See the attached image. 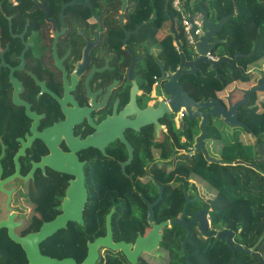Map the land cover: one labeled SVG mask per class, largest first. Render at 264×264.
Returning <instances> with one entry per match:
<instances>
[{"label":"flooded vegetation","instance_id":"1","mask_svg":"<svg viewBox=\"0 0 264 264\" xmlns=\"http://www.w3.org/2000/svg\"><path fill=\"white\" fill-rule=\"evenodd\" d=\"M116 6L119 7L117 10ZM125 6L126 0H5L4 3L0 0V264H29V246L36 247L42 257L70 258L76 262L72 257L59 256V248L71 237L68 232L70 224L75 222H67L65 228L57 229L40 242L30 241L44 224L62 214L66 191L70 182L75 180L73 175L62 171L72 170L67 156L74 157L80 164L86 189L84 208L90 198L89 190L101 187L93 178V174L99 171L108 178L114 174L111 182L126 185L130 190L128 199L134 195L145 204L146 223L136 216L127 219L122 235L118 240L112 235L113 241H125L126 227L131 221L141 227L134 242L138 236H145L151 230L149 204H153L152 222L166 221L157 222L154 212L162 200L166 201L170 196L168 190L173 180L157 181L153 168L172 171L176 159L183 155L196 156L197 162L203 160L206 176L211 174L210 165H222L218 162L223 150L218 153L204 145L211 162L201 151L194 152L195 139L201 134L200 117L190 121L184 109H181L177 125L171 112L156 117L158 104L168 105L169 96L162 92L160 85L154 87V82L150 85L143 82L141 68L146 63L149 66L160 63L155 45L167 49L164 42L167 37L158 38L159 29L146 47L138 38L139 25L132 29L123 26ZM111 23L118 29L116 40L108 32ZM167 32L173 37L170 22ZM237 57L231 59L232 68L236 69L232 73L233 81L236 80L234 74H247L237 64ZM222 64L217 67V72L223 69ZM225 66L231 75L228 65ZM201 69L205 75L215 77L210 65H201ZM236 86L245 88L240 80ZM226 94L220 99L224 106L227 104ZM240 98L241 95L234 91L232 104ZM238 113L237 120L248 129L230 127L209 117L206 134L211 120L214 129L223 132V126L232 129V146L229 147H239L233 145L238 137L237 129L242 130L239 134L242 137L252 133L238 119ZM171 120L174 127L181 130L188 128L187 121L197 123L198 135L187 149L167 151L172 145L168 131ZM204 137L203 144L207 143ZM87 139L90 145L76 146ZM180 142H186L184 135ZM246 163L257 169L252 161ZM107 187L109 185L103 184L102 188ZM196 192L187 194L182 189L183 199L184 193L190 200L196 198L193 202L204 199L200 191ZM119 201L120 198L113 202L103 217V236L107 216L110 215L111 227L113 214L125 202L117 207ZM192 215L185 214V219L189 220ZM167 229L160 231L162 240ZM192 229L196 237L206 239L198 231V226L191 228V236ZM64 233L69 234L56 240ZM92 241L87 240L86 245ZM72 246L75 247L74 243ZM105 250H98L99 257Z\"/></svg>","mask_w":264,"mask_h":264},{"label":"trees","instance_id":"2","mask_svg":"<svg viewBox=\"0 0 264 264\" xmlns=\"http://www.w3.org/2000/svg\"><path fill=\"white\" fill-rule=\"evenodd\" d=\"M4 1L2 0V3ZM171 1L126 0L123 26L126 29H132L139 25L138 38L147 47L161 25L168 20L166 10L170 15H173ZM184 3L188 10H199L196 0H184ZM234 5L238 10L236 14H234ZM200 7L210 19L213 16H216L217 19L229 16L223 26L226 32V41L215 46L211 52L216 53L220 58L230 60L236 54L240 55L237 57V64L246 73H251L239 80L245 88L251 86L252 81L257 78L255 71H260L261 67L264 66V0H201ZM118 8L116 6L115 10ZM117 31V27L111 23L108 32L114 40L117 39ZM172 38L168 36L165 39L167 49L155 45L157 59L162 64L163 69L169 73L175 72L180 63L179 53L176 52L171 43ZM158 40H156L157 43ZM180 43L184 58L190 60L191 48L182 42ZM222 65L224 67L222 70H218V79L212 74H183L179 83L183 90L196 102L213 98L222 99L227 91L232 89L233 83L227 67L225 64ZM141 76L142 81L150 85L154 82V77L159 76V69L157 66H149L146 63L141 68ZM234 78H237L236 74H234ZM238 119L244 122L249 129L254 125L256 132L254 136L244 135L242 137L238 134L233 145L239 146L256 166L264 167V110L260 113L242 110L238 113ZM187 124L188 128L181 130L174 127L172 120L168 122V131L172 139V145L167 148L168 152H174L175 148L187 149L193 143L194 138L198 135L197 123L187 121ZM182 135L186 138L184 143L180 142ZM231 136L232 134L228 135L222 130L214 129L210 120L207 134L204 137L207 143L204 145L205 147L209 145L218 153H222L225 147L232 146ZM196 162V156L183 155L180 159H176L172 171L158 167L153 168L157 181L163 183L170 179L173 180L171 189L168 190L170 196L166 201L162 200L161 205L154 212L156 221L177 218L184 203L182 189L187 194H191V192H196L200 186V194L204 199L188 204L186 216H191L197 209L209 208L212 230H229L233 233L235 244L247 249L253 248V250L251 253L236 251L232 255L224 241L214 237L209 238L207 243L202 246L195 235V230L192 229V236L186 244L189 264H260L255 254H259L264 261V174L258 166L255 170L242 165H220L218 166L219 179H217L219 186H216L210 181V173L206 176L203 170H195ZM93 178L101 187L89 190L90 198L83 212L84 225L70 224L68 232H71V237L63 242L62 248H59L60 258L72 257L77 263L83 261L87 250L86 241H92L104 235L103 217L118 198L120 201L117 207L125 202L111 219V230L115 240H118L122 235L127 219L136 216L141 219L143 224L146 223L147 208L145 204L134 195L128 199L127 195H129L130 190L126 185L112 183L111 178L106 177L101 171L93 174ZM103 184L109 185V187L102 188ZM141 192L146 194L144 191ZM222 193L225 194V201L220 202L217 197L221 196ZM215 198H217L216 201ZM68 234H61L56 237V240H61ZM186 235V231L182 227L171 226L166 230L163 240L154 251L149 254L142 253L139 256L138 264H186L181 249V243ZM73 243L75 247L72 246ZM118 253L105 250L95 264H128L124 256Z\"/></svg>","mask_w":264,"mask_h":264},{"label":"water","instance_id":"3","mask_svg":"<svg viewBox=\"0 0 264 264\" xmlns=\"http://www.w3.org/2000/svg\"><path fill=\"white\" fill-rule=\"evenodd\" d=\"M201 0H196V5L199 7V10L202 12L204 27V36L202 39L196 43V53L192 51L190 60H186L182 54H179L180 63L178 68L174 73L169 76L164 75L163 67L160 63H157L159 69V77L157 79L158 84L162 88V92L169 96L168 105L159 103L158 108L155 111L157 118H160L164 112H171L172 114L181 111L184 109L186 117L188 120L192 121L198 117L201 118L200 130L201 134L195 139L193 145L194 152L201 151L208 162L212 160L207 157L203 144V137L206 134V123L208 118H213L221 120L223 123L228 124L230 127L238 126L248 129L244 124L240 123L237 120V113L244 108L250 98L254 97L256 94L264 93V74L260 71H255L257 76L256 80L252 81V85L247 88H238L233 86L231 91H228L226 97L227 104L224 106L221 103L220 99H207L205 101L200 100L198 102L194 101L187 93L183 90L179 83V79L183 74H196L199 73L202 75L201 65H210L211 70L215 73V77L218 78L217 67L224 63L227 64L231 73L236 69L232 68V62L230 59L220 58L216 62L209 61L205 54L206 52L212 50L215 46L219 45L221 42L212 41L213 37L216 36L228 20L229 16L217 19L216 16L213 18H208L206 12L200 7ZM238 12L236 5H234V14ZM166 15L170 22V29L173 34V38L178 46L180 43L177 38V34L174 28L173 19H171L170 14L166 10ZM128 34H126L127 36ZM237 54L235 55V58ZM251 73V72H250ZM250 73L244 75L247 77ZM236 91L241 95V98L232 104L231 97L232 93ZM205 110V111H204ZM253 136V134H251ZM90 145L89 139L82 142L76 143L77 147H85ZM68 160L71 163L72 170H62L75 177L73 182H70V186L66 191V199L62 205V214L56 217L53 221L46 223L42 226L40 231L36 234H33L30 237V241L33 243L40 242L50 236L57 229L65 228L67 222H75L76 224L82 226V212L86 202V189L84 187L83 174L80 170V164L76 163V159L71 156H67ZM219 164L222 165H244L247 167H256L252 164L235 161L233 163H226L219 161ZM196 199V198H195ZM194 199V200H195ZM194 200H190L188 196L184 193V204L181 210V214L178 218L173 220H166L155 224L152 222V206L149 204V222L152 223L151 230L145 236H138L135 239L134 244H128L125 241H113L110 227V215L106 218V233L105 236L94 239L92 242H88L86 247V256L82 262L76 263L73 259L65 258L62 260L51 259L49 257H42L37 253L36 247L29 246L27 248V254L29 258V264H95L99 253L100 248L110 250L112 252H120L127 263L129 264H138V258L142 253H151L159 245L162 240V234L160 231L164 228H169L173 225L180 226L187 231L185 239L181 243V249L183 256L185 258L186 264H189V259L186 253V244L191 238V228L193 226H198V231L209 239L211 237L218 238L224 241V243L230 249L232 255L239 251L241 253H251L253 248L247 249L240 245H237L233 241V233L229 230H219L214 231L211 228L209 220V208H204L202 210L196 211L193 213L192 217L189 220L185 219L186 207L189 203ZM257 260L260 264H264V261L260 258L259 254H255Z\"/></svg>","mask_w":264,"mask_h":264},{"label":"rangeland","instance_id":"4","mask_svg":"<svg viewBox=\"0 0 264 264\" xmlns=\"http://www.w3.org/2000/svg\"><path fill=\"white\" fill-rule=\"evenodd\" d=\"M188 10V9H187ZM189 11H192V10H189ZM168 22L169 20L167 21V23L164 24L163 28H161V30L158 32V38H162L163 35L161 34H164L166 37H168V32H167V26H168ZM176 32L178 33V38H179V41H181V36H182V32H181V28L176 26ZM221 34H223V39H220L221 38ZM219 35L217 39L214 40V37L212 39V41H219V42H224L225 39H226V32H225V28L222 27L221 31L217 34ZM161 40V39H160ZM165 42V40H164ZM231 79H232V73H231ZM244 75L240 74L237 76L236 80L233 81L232 83V89H233V86H236L237 84V81H239L240 78H242ZM231 89V90H232ZM229 91V90H228ZM264 93H259L257 94L256 98L258 99V101L260 103H262V107L264 110V101H263V95ZM246 107V106H245ZM244 107V108H245ZM242 108V109H244ZM253 111H256V109H249L247 112H253ZM261 112V110L259 111ZM223 126V125H222ZM225 128V131L224 132H227L226 134H232V129L230 128H226L225 126H223ZM230 131V132H228ZM223 132V131H222ZM242 130L241 129H237L236 131V135L238 134H241ZM250 132L254 135L256 130L254 128V125H252V127L250 128ZM232 139V136L230 137V140ZM212 156L214 158H218V155L217 154H214L212 153ZM220 156V155H219ZM219 160L221 161H226V162H229V163H232L234 161H244V162H251V160L249 161V159L246 157V155L242 152V150L240 149V147H225L223 149V154L219 157ZM258 166V165H257ZM204 167H206L205 165V162L201 159L198 160L197 162V168L195 169L196 171H201L204 169ZM259 170L264 174V167L262 166H258ZM209 170L211 172V178H210V181L214 183V185L216 186H219V181L217 179H219V174H220V171L218 169V165L217 164H213V165H210L209 166ZM197 191L201 192V187L199 186V188L197 189ZM222 196V197H221ZM221 196H218V201L222 202V201H225V194L222 193ZM141 229L140 225L137 224L135 221H131L127 224V227H126V230L127 232L125 233V236H124V240L128 243H132L134 242V237L137 233H139V230ZM198 239L200 241V244L202 246H204L206 243H207V240L208 239H204L202 237H200L198 235Z\"/></svg>","mask_w":264,"mask_h":264},{"label":"built area","instance_id":"5","mask_svg":"<svg viewBox=\"0 0 264 264\" xmlns=\"http://www.w3.org/2000/svg\"><path fill=\"white\" fill-rule=\"evenodd\" d=\"M171 9L173 15L171 16L177 26L181 28L182 38L181 42L190 47L193 52L196 53V43L199 42L204 36L203 16L200 10L189 11L185 8L184 0H172ZM179 41V40H178ZM172 46L178 52L181 53L180 46H178L175 40L172 38ZM180 43V42H179ZM205 57L211 61L216 62L219 56L211 51L206 52ZM261 71L264 72V66L261 67ZM174 73V72H173ZM172 73L164 71L165 76H169ZM157 77H154V87L158 84ZM159 85V84H158ZM182 110L174 113V122L177 125L181 119Z\"/></svg>","mask_w":264,"mask_h":264},{"label":"crops","instance_id":"6","mask_svg":"<svg viewBox=\"0 0 264 264\" xmlns=\"http://www.w3.org/2000/svg\"><path fill=\"white\" fill-rule=\"evenodd\" d=\"M172 16V15H171ZM174 22V21H173ZM165 23H167V22H164L162 25H161V27H160V30H161V28H163V26H164V24ZM168 25H169V22H168ZM174 26H176L175 25V22H174ZM161 35H163V36H165L164 34H161ZM217 36V35H216ZM214 37V39L215 38H217V37ZM214 54H216V53H214ZM217 55V54H216ZM264 95V94H263ZM256 96H257V94L254 96V97H252V98H250V100H249V102H248V104L246 105V107L244 108V109H242V110H249V109H256V111H254L255 113H260L259 111L261 110V111H263L262 109H263V107H262V103H260L259 101H258V99L256 98ZM263 101H264V96H263Z\"/></svg>","mask_w":264,"mask_h":264}]
</instances>
